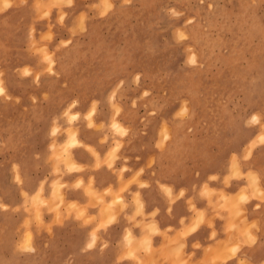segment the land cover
Segmentation results:
<instances>
[{"label": "rangeland", "instance_id": "374dc122", "mask_svg": "<svg viewBox=\"0 0 264 264\" xmlns=\"http://www.w3.org/2000/svg\"><path fill=\"white\" fill-rule=\"evenodd\" d=\"M79 1L75 24L76 0L69 11L60 6L71 0H34L0 19V264H151L135 248L148 249L154 221L139 237L126 229L124 253H106L108 225L127 206V186L145 184L137 177L150 149L148 167L159 154L177 158L234 214L240 191L262 193L241 168L254 158L264 171V0ZM94 138L97 149L84 143ZM75 147L92 167L120 158L137 170L116 188L70 181L86 167ZM222 172L249 183L228 198L208 192Z\"/></svg>", "mask_w": 264, "mask_h": 264}, {"label": "crops", "instance_id": "0c3cea01", "mask_svg": "<svg viewBox=\"0 0 264 264\" xmlns=\"http://www.w3.org/2000/svg\"><path fill=\"white\" fill-rule=\"evenodd\" d=\"M33 1L0 0V19L8 20L22 9L32 8ZM74 1L60 6L61 9L69 11ZM75 3L74 24L81 8L79 0ZM50 16L54 25L59 26L57 7L51 9ZM41 26V32H44L45 23ZM116 129L115 127L114 131L119 133ZM77 135L76 130H71L70 140L77 143ZM84 143L95 149L98 147L95 138L87 139ZM73 151L75 161L86 167L81 171H71L68 174L70 181L81 176L86 183L91 176L98 189L110 184L116 188L120 184V175L122 181H125L137 170L138 164L135 161L126 162L120 158L113 160L111 167L103 163L92 167L94 158L85 148L75 147ZM152 152L150 149L144 153L143 171L137 177L140 181H145V184L131 182L127 186L124 192L127 206L115 215L117 221L108 225L114 227L106 237L109 240L106 253L111 258L124 253L126 246L123 235L126 234V229L139 237L142 233H147L143 224L154 221L157 232L150 234L148 249L143 248L140 242L136 244L135 254L140 261L151 264H264V171L259 162L254 158L250 162L242 160L245 167L241 168V173L253 177L257 174L259 182L261 181V188H257V191L262 193L254 194L249 189L246 192L240 191L239 197L244 200L236 204L238 213L234 214V208L219 205L216 193L203 195L202 181L195 182L193 174L186 179L178 171L180 166L177 158L171 159L159 154L153 165L148 167L149 154ZM122 165H128L132 170H119ZM247 168L251 170H246ZM227 174L228 172L218 173L217 179L207 180L205 183L208 192L222 191V196L228 198L249 183L245 177L226 179ZM70 192L77 198L81 195L80 188L71 189ZM136 195L142 201L141 209L135 203ZM114 198L120 204L124 203L120 195ZM103 208L105 211L111 209L107 204ZM99 245L100 242H97V246ZM121 261L124 264H135L131 257H124Z\"/></svg>", "mask_w": 264, "mask_h": 264}, {"label": "bare ground", "instance_id": "6f19581e", "mask_svg": "<svg viewBox=\"0 0 264 264\" xmlns=\"http://www.w3.org/2000/svg\"><path fill=\"white\" fill-rule=\"evenodd\" d=\"M114 126L120 131V132L118 131L119 133L123 132V127H122L118 122L115 123ZM115 127H114V128H115ZM117 129H116V130H117ZM69 140H70V138H69ZM55 150H56V149H55ZM56 151H57V150H56ZM242 192H243V191H242ZM121 197H122V196H121ZM141 239H142V238H141ZM141 243H143V242H141ZM134 245H135V244H134Z\"/></svg>", "mask_w": 264, "mask_h": 264}]
</instances>
